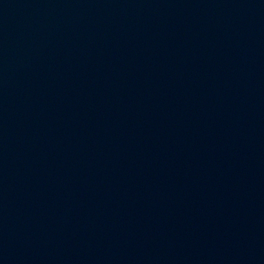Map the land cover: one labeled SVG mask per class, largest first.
<instances>
[{"label": "water", "instance_id": "95a60500", "mask_svg": "<svg viewBox=\"0 0 264 264\" xmlns=\"http://www.w3.org/2000/svg\"><path fill=\"white\" fill-rule=\"evenodd\" d=\"M0 264H264V0H0Z\"/></svg>", "mask_w": 264, "mask_h": 264}]
</instances>
